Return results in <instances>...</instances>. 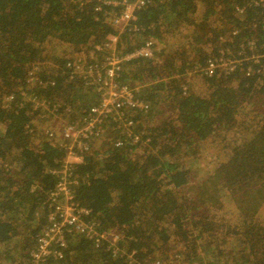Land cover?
<instances>
[{"label": "trees", "instance_id": "16d2710c", "mask_svg": "<svg viewBox=\"0 0 264 264\" xmlns=\"http://www.w3.org/2000/svg\"><path fill=\"white\" fill-rule=\"evenodd\" d=\"M123 1L0 0V264H32L63 128L110 58L148 45L115 77L146 110L104 120L69 167L84 224L117 241L64 231L45 264H264V0H149L116 31ZM221 59L235 69L208 75Z\"/></svg>", "mask_w": 264, "mask_h": 264}, {"label": "built area", "instance_id": "2783aa9c", "mask_svg": "<svg viewBox=\"0 0 264 264\" xmlns=\"http://www.w3.org/2000/svg\"><path fill=\"white\" fill-rule=\"evenodd\" d=\"M149 0H135L131 3L123 1V9L119 17L114 16L110 21L111 27L116 31H121L127 27L131 20L133 13L143 8ZM99 49V48H98ZM152 57L149 45L140 51L119 59L112 57L107 61L105 67V79L99 83L97 90L99 94L98 104L94 106L88 116V120L79 129H72L71 127H64L63 133L65 138L70 141L67 149V159L65 164L59 172L53 173L58 183L55 192L50 196L51 202L55 205V213L48 217L49 225L45 230L44 236L39 237L37 241V251L33 255L32 264H45L49 257H57L53 250L54 246L59 245L64 248V234L70 232L72 229L76 234H85L88 238L99 240H107L113 244L117 241V237H106L98 234L92 226L84 224V218L88 216V211L77 206L70 198V180L69 167L81 163L82 154L86 150V141L93 136H97V127L106 119L114 117V120H121L124 117V112L142 111L146 107L138 99L135 98L137 90L120 88L115 83L116 71L122 62H129L137 58ZM237 61L219 60L215 63H209L207 74L212 75L215 69H222L224 72H232L235 69ZM118 129L128 130L131 123L127 120L118 121ZM59 200L61 202H59ZM65 231V233H63ZM109 238V239H108Z\"/></svg>", "mask_w": 264, "mask_h": 264}]
</instances>
